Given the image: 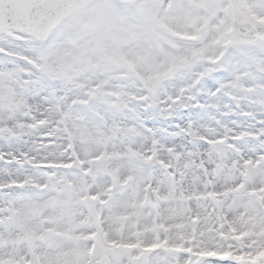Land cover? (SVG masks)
Wrapping results in <instances>:
<instances>
[{"label": "snow or ice", "instance_id": "obj_1", "mask_svg": "<svg viewBox=\"0 0 264 264\" xmlns=\"http://www.w3.org/2000/svg\"><path fill=\"white\" fill-rule=\"evenodd\" d=\"M0 264H264V0H0Z\"/></svg>", "mask_w": 264, "mask_h": 264}]
</instances>
